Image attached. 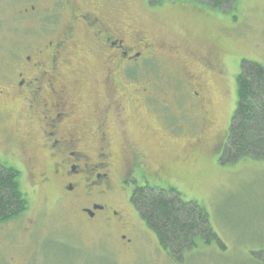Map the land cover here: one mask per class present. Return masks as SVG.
<instances>
[{"label": "flooded vegetation", "instance_id": "1", "mask_svg": "<svg viewBox=\"0 0 264 264\" xmlns=\"http://www.w3.org/2000/svg\"><path fill=\"white\" fill-rule=\"evenodd\" d=\"M121 14L124 0H0V26L9 20L0 44V161L19 164L37 176L42 193L69 208L76 226L112 230L116 225L119 231L124 217L97 197L114 187L120 167L122 182L135 160L150 169L137 138L145 139L150 128L148 135L168 140L170 131L179 127L171 123L168 132L157 121L152 104H161L158 94L138 77L131 84L129 75L135 72L128 69L148 60L160 62L161 51L178 52V45L166 46L136 31ZM196 74L189 70L185 75L194 96L190 107H200L199 119L208 122L207 87ZM143 104L144 121L150 124L136 119V137L129 122ZM180 115L185 117L184 112ZM200 141L194 137L188 149L193 151ZM31 160L38 165L32 166ZM160 168L150 170L158 174ZM27 208L8 220L13 223L7 232L0 226V264H49L44 249L49 242L75 249L69 264L85 263L92 250L75 238L66 243L63 234L73 237L64 231L68 223L27 217ZM118 236L130 244L127 234Z\"/></svg>", "mask_w": 264, "mask_h": 264}, {"label": "rangeland", "instance_id": "2", "mask_svg": "<svg viewBox=\"0 0 264 264\" xmlns=\"http://www.w3.org/2000/svg\"><path fill=\"white\" fill-rule=\"evenodd\" d=\"M118 17L129 20L136 31L156 37L166 46L174 43L179 47L178 52L166 48L161 51L160 62L148 60L128 67L135 72L129 75L131 84L138 77L158 94L161 104H152L159 113L157 121L168 132L171 123L179 125L170 131L168 140L148 135L150 128L144 133L145 139L137 138L146 154V164L150 169L161 166L159 173L134 167L122 182L119 177L124 179V173L120 167L113 178L114 187L97 197L124 217L125 226L119 231L116 225L112 230L85 224L76 226L69 219L73 217L69 208L42 193L38 177L14 164L22 173L20 186L29 207L25 215L68 223L64 231L73 233V237L63 234L66 243L75 238L80 246L92 250L86 254L84 264H264V160L247 156L232 163L220 161L236 109V76L241 59L264 66V0H238L235 8L227 10H214L192 0H170L158 7L150 6L147 0H124V14ZM8 22L7 19L1 23L0 44ZM189 49L195 54H188ZM88 61L91 66L93 61ZM189 70L201 75L206 83L208 122L199 119L200 107H190L194 96L185 83ZM144 110L145 104L139 105L131 114L129 127L136 137L139 128L136 119L143 123L147 117ZM183 112L185 117L180 115ZM194 137H201V141L193 145L192 151L188 143ZM30 162L32 166L38 165ZM146 183L173 186L184 200L197 201L208 213L217 240L207 244L197 239L195 247L184 252L182 260H173L130 202L134 185ZM12 223L0 225L4 233ZM119 232L128 235L130 244H124ZM44 249L48 250L49 264H69L76 255L74 248L72 251L66 245L54 246L51 242Z\"/></svg>", "mask_w": 264, "mask_h": 264}, {"label": "trees", "instance_id": "3", "mask_svg": "<svg viewBox=\"0 0 264 264\" xmlns=\"http://www.w3.org/2000/svg\"><path fill=\"white\" fill-rule=\"evenodd\" d=\"M170 0H147L158 7ZM211 9L235 8L238 0H192ZM237 104L222 148V163L244 157L264 160V66L257 61L241 59L236 76ZM145 160V159H144ZM136 168H143L135 160ZM21 170L0 161V223L20 215L27 206L21 190ZM130 202L140 213L146 227L158 244L174 260H182L184 252L195 247L196 240L209 244L217 240L205 208L197 201L184 200L173 186L134 185Z\"/></svg>", "mask_w": 264, "mask_h": 264}]
</instances>
